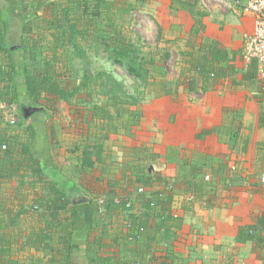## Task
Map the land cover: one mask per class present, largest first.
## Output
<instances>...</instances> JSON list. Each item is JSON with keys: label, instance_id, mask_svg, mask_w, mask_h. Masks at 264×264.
Returning <instances> with one entry per match:
<instances>
[{"label": "crops", "instance_id": "1", "mask_svg": "<svg viewBox=\"0 0 264 264\" xmlns=\"http://www.w3.org/2000/svg\"><path fill=\"white\" fill-rule=\"evenodd\" d=\"M103 1L112 5L113 18L144 11L158 19L156 43L176 50L175 63L181 66L175 77L166 74L172 93L146 99L137 124L115 133L102 130L85 107L63 102L53 110L48 106L46 117L38 115L46 119L49 139L44 151L36 152V163L50 181L60 175L80 197L128 200L132 213L141 212L142 201L152 195L170 192L171 215L179 227L171 230L173 235L159 244L158 251L170 258L169 264H263L264 67L241 56L243 37L253 33L254 18L229 6L245 0H199L194 10L205 13L202 34L192 32L193 19L182 6L194 0ZM203 37L211 40V54L216 57L211 69L217 73L188 92L190 75L179 76ZM177 80L180 84L174 89ZM63 126L66 133L70 127L78 130L66 152ZM97 144L102 146L100 162L82 167L83 151ZM40 185L37 176L25 172L21 179L4 183L0 197L15 211L19 205L29 208ZM24 222L29 228L35 220L30 215L22 218L21 225ZM114 222L103 239L108 248L100 255L121 258L122 250L110 247L115 235L123 233L121 225L114 232ZM30 256L39 257L33 251ZM85 256V246L78 245L72 264H88ZM18 260L30 264L26 255Z\"/></svg>", "mask_w": 264, "mask_h": 264}, {"label": "trees", "instance_id": "2", "mask_svg": "<svg viewBox=\"0 0 264 264\" xmlns=\"http://www.w3.org/2000/svg\"><path fill=\"white\" fill-rule=\"evenodd\" d=\"M60 1H49L42 16L36 14L39 23L34 20L22 23L23 45L16 48L6 46L8 21L0 11V105H15L24 120V108L42 109L31 114L28 126L19 125L23 128L22 136L9 135L8 128L0 125V188L12 179H21L25 172L37 176L41 184V192L34 194L29 208L19 205L15 211L0 197V264H18L19 255H26L30 264H72V256L80 244L85 246L88 264H169L170 258L158 255V251L159 244H166L173 235L171 230L179 227L176 217L171 215L170 192L152 195L151 199L142 201L141 212L132 213L133 204L128 200L116 201L110 195L91 196L87 200L80 197L73 186L59 183L60 175L50 181L43 173V166L36 163V152H43L49 139L46 121L38 116L46 117L48 104L74 102L91 111L92 119L102 130L115 133L119 128L128 129L137 124L139 107L146 99L172 93L166 74L151 72L165 68L170 54H159L158 59L141 55L138 46L115 24L109 2L62 0L61 4ZM198 1L182 6L193 19L192 32L202 34L201 18L205 13L194 10ZM11 10L14 12V7ZM45 41L48 46L42 47ZM82 42L86 47L102 49L108 61L123 69L134 86H127L106 72L94 76L85 71L79 82L71 81L68 62L86 57ZM25 52L28 59L23 56ZM188 57L187 70L183 69L179 79L188 73L187 90L193 92L200 80L204 84L211 80V74L216 76L217 72L211 69V62L216 61L211 54V40L203 37L200 46ZM179 84V80L174 81V89ZM95 90L101 92L100 103H92ZM88 103L93 105L86 106ZM3 144L5 150L1 149ZM101 151V144L86 147L82 167L92 168L95 162H100ZM99 199L103 200L101 206ZM30 215L35 223L24 228L26 222L21 225V220ZM112 219L117 225L114 232L118 233L121 225L123 233L115 235L110 247L118 246L124 253L121 258L100 255L108 248L103 239L108 236ZM99 223L103 226L97 231ZM96 232L99 236L92 237ZM30 251L39 257H31Z\"/></svg>", "mask_w": 264, "mask_h": 264}, {"label": "rangeland", "instance_id": "3", "mask_svg": "<svg viewBox=\"0 0 264 264\" xmlns=\"http://www.w3.org/2000/svg\"><path fill=\"white\" fill-rule=\"evenodd\" d=\"M49 1L52 0H11L10 2H8L7 0H0V11L3 13V17L8 21L9 29L6 33L5 38V43L7 47L16 48L23 45L20 36V29L22 23L27 20H34L35 23H39V19L36 17V14L41 17ZM10 3H12V5H10ZM60 3L63 4L64 2L61 0ZM12 7H14V12L11 10ZM151 13L153 14V12ZM102 19H104V17ZM157 20L158 19L156 18V21ZM114 21L117 26H121L124 35L130 38L132 42L138 46L141 55H144L146 57L150 55L155 56L157 58L159 57V54L162 53L167 52L170 54L171 59L167 63L165 68H163L162 70H159L160 67H158L157 70L152 69V74L156 75L158 73H168L169 78H173L175 77V74L180 72L181 66L176 65L175 63L177 51L174 49L170 51L171 48H169V46H163V44L161 43H156L157 27L155 23L157 22L153 18H151L149 12L148 14L144 11L135 13L132 12V14L126 15L124 18L122 17V20H120V18L115 17ZM102 22V25H104L105 21ZM47 46L48 42H42V47ZM82 46L86 51V57L83 59L73 58L70 59L68 62V65L71 69V73L68 75V77L71 81L79 82L85 71H90L94 76L100 72H106L111 73L117 80L123 82L125 85L132 87L134 86V84L132 83V79L125 73L123 69L119 68L116 65H112V63L108 61L107 54L104 53L102 49H95L93 46L86 47L83 42ZM44 49L45 48H43V50ZM23 56L24 58L28 59L27 52H25ZM94 92L98 94L95 95L94 93V100L92 103H100L101 92H99L98 90H95ZM97 99L99 102L97 101ZM58 103L59 102H57L55 105H57ZM92 103H88L85 105L91 106L93 105ZM43 104L46 103L43 102ZM55 105L48 104L49 108H52V110L53 106ZM70 105L78 106L74 102L72 104H69V106ZM12 107L14 109H11V107L0 105V125L2 127L8 128L9 135H14L16 133L22 134L23 128H20L19 125L25 126L26 121H28L29 119L24 120L16 106L13 105ZM57 112L59 114V110H57ZM65 123L66 122H63L62 125H65ZM62 129H65V126H63ZM77 131L75 130V127H70V131L66 133L65 129L63 138L66 141L62 143V150L64 152H66L71 147V138L72 141L76 139ZM59 183L64 187L69 186V184L64 179H62Z\"/></svg>", "mask_w": 264, "mask_h": 264}, {"label": "built area", "instance_id": "4", "mask_svg": "<svg viewBox=\"0 0 264 264\" xmlns=\"http://www.w3.org/2000/svg\"><path fill=\"white\" fill-rule=\"evenodd\" d=\"M216 1L222 2V0ZM229 6L239 9L242 13L251 15L254 18L253 33L246 34L243 37L241 56L247 62L254 60L264 67V0L234 1L230 2ZM11 109L14 108L11 106ZM5 148L6 145L3 144L1 149L5 150ZM261 181L264 183V177ZM142 192V188L138 189V193ZM102 204L103 200L99 199L98 205L101 206Z\"/></svg>", "mask_w": 264, "mask_h": 264}, {"label": "water", "instance_id": "5", "mask_svg": "<svg viewBox=\"0 0 264 264\" xmlns=\"http://www.w3.org/2000/svg\"><path fill=\"white\" fill-rule=\"evenodd\" d=\"M40 110L42 109L41 108H24L23 109L24 118L28 119L31 116V114L38 112Z\"/></svg>", "mask_w": 264, "mask_h": 264}]
</instances>
